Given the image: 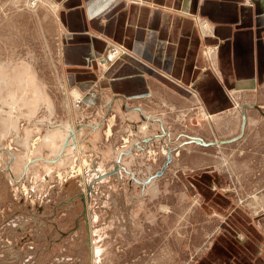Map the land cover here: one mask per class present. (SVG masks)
<instances>
[{"label": "rangeland", "instance_id": "374dc122", "mask_svg": "<svg viewBox=\"0 0 264 264\" xmlns=\"http://www.w3.org/2000/svg\"><path fill=\"white\" fill-rule=\"evenodd\" d=\"M57 8L0 0V264H194L264 213V130L151 96L117 113L67 82Z\"/></svg>", "mask_w": 264, "mask_h": 264}, {"label": "crops", "instance_id": "0c3cea01", "mask_svg": "<svg viewBox=\"0 0 264 264\" xmlns=\"http://www.w3.org/2000/svg\"><path fill=\"white\" fill-rule=\"evenodd\" d=\"M52 1L67 82L97 84L117 113L143 118L151 96L264 130V0ZM238 213L194 264H264V213Z\"/></svg>", "mask_w": 264, "mask_h": 264}, {"label": "bare ground", "instance_id": "6f19581e", "mask_svg": "<svg viewBox=\"0 0 264 264\" xmlns=\"http://www.w3.org/2000/svg\"><path fill=\"white\" fill-rule=\"evenodd\" d=\"M206 25H208L207 24V22H203V27H206ZM212 47L211 48H209L207 51L205 50V53L206 54H208V55H211V56H213L212 54ZM47 135H49V134H47ZM57 137L58 138H64L65 137V134L60 130L59 131V133H56L55 135H49V136H47L46 138H45V140H44V144H53V145H55V142L58 140L57 139ZM57 153V152H56Z\"/></svg>", "mask_w": 264, "mask_h": 264}, {"label": "built area", "instance_id": "2783aa9c", "mask_svg": "<svg viewBox=\"0 0 264 264\" xmlns=\"http://www.w3.org/2000/svg\"><path fill=\"white\" fill-rule=\"evenodd\" d=\"M246 1H247V2H250V0H246ZM205 22H207V21H205ZM205 22H204V23H205ZM206 26H207V25H206ZM209 48H211V47L209 46ZM209 48H207V49H209ZM207 49H205V50L207 51ZM212 50H213V51H212V53H213V52H214V48H212ZM210 56H211V55H210Z\"/></svg>", "mask_w": 264, "mask_h": 264}]
</instances>
